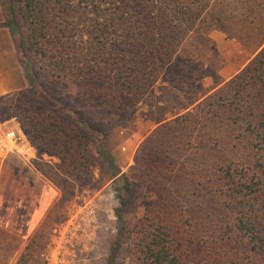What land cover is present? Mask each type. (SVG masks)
I'll return each mask as SVG.
<instances>
[{
	"label": "rangeland",
	"instance_id": "1",
	"mask_svg": "<svg viewBox=\"0 0 264 264\" xmlns=\"http://www.w3.org/2000/svg\"><path fill=\"white\" fill-rule=\"evenodd\" d=\"M128 1L110 29L128 46L135 42L131 48L146 71L140 74L139 97L116 88L110 69L81 84H56L37 66L34 76L48 103L29 93L27 80L26 88L0 95V135L16 134L18 142L11 147H21L20 153L14 151L29 164L35 181L25 190L32 197L46 190L45 205L32 209L29 219L21 217L22 205L16 203V234L0 233L5 241L0 264H16L36 234L39 243L27 264H110L118 227L132 226L159 207L175 229L195 239L194 254L202 255L205 264H221L223 248L214 234L228 215L218 194L200 191L204 179L198 177L197 164L203 156L168 152L148 140L162 124L193 112L255 56L264 39V0H210L204 13L214 10L213 26L203 31L190 12L184 20L171 0ZM147 52L161 61L148 66ZM79 121L101 132L115 163L134 183L125 209L117 182L109 179ZM15 153L3 154L20 162ZM15 174L18 178L20 171ZM131 261L126 248H117L114 264Z\"/></svg>",
	"mask_w": 264,
	"mask_h": 264
},
{
	"label": "trees",
	"instance_id": "2",
	"mask_svg": "<svg viewBox=\"0 0 264 264\" xmlns=\"http://www.w3.org/2000/svg\"><path fill=\"white\" fill-rule=\"evenodd\" d=\"M209 1L171 0L170 4L180 7L178 13L184 20L190 12L199 20L197 29L203 31L213 26L214 10L204 13ZM127 2L0 0L5 19L2 26L10 32L32 86L29 93L37 101L48 103L34 76V66L56 84H81L110 69V82L116 88L139 97L140 74L146 71L131 48L134 41L128 46L130 42L124 43L110 29ZM261 43L240 73L206 96L193 112L159 126L148 140L150 146L168 152L187 155L191 151V156H203L204 161L197 164L198 177L204 179V183H198L200 191L203 195L218 194L228 215L214 234V242L223 248L221 264H264V39ZM148 54V66L161 61L156 54ZM77 127L86 131L103 159L109 179L122 182L116 183V190L125 209L134 183L115 163L101 132L84 121L77 122ZM118 229L110 264H114L119 247L131 254V264H205L202 255L193 253L195 239L175 229L163 207L143 215L132 226L124 224ZM39 237L36 234L30 240L16 264L29 262Z\"/></svg>",
	"mask_w": 264,
	"mask_h": 264
},
{
	"label": "crops",
	"instance_id": "3",
	"mask_svg": "<svg viewBox=\"0 0 264 264\" xmlns=\"http://www.w3.org/2000/svg\"><path fill=\"white\" fill-rule=\"evenodd\" d=\"M4 22L5 19L0 3V95L10 91L21 90L27 86L24 68L22 67V63L18 60L16 47L9 30L2 26ZM14 150L19 152L21 147H11V142L6 137V134L3 136L0 135V233H5L7 235L16 234V230L14 229V211L16 203H21L20 205H22L19 207L22 209V213L20 214L21 217H28L29 219L32 217L30 211L34 208H36V211H40L41 207H43L46 202L45 189L39 192L35 197H32L31 190H25L27 185L31 184V182L35 183V181H32L30 173L28 169H26V166L30 168L29 164H27L24 158L19 154L20 152L15 153L16 151ZM9 152L15 153L22 160L16 162L14 158L11 157V159H5L6 156L3 153L7 155ZM15 170L20 171L22 177L19 175L17 178ZM38 181H36V184ZM15 217L19 216L17 215ZM0 243L2 244L1 246H4L5 241L2 240ZM9 257L10 256L7 254L5 255V258L9 259Z\"/></svg>",
	"mask_w": 264,
	"mask_h": 264
},
{
	"label": "built area",
	"instance_id": "4",
	"mask_svg": "<svg viewBox=\"0 0 264 264\" xmlns=\"http://www.w3.org/2000/svg\"><path fill=\"white\" fill-rule=\"evenodd\" d=\"M6 137L11 142L12 145L17 144L18 138L14 132L7 133Z\"/></svg>",
	"mask_w": 264,
	"mask_h": 264
}]
</instances>
